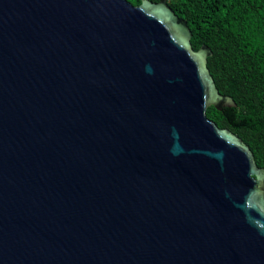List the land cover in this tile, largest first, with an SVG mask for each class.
I'll return each instance as SVG.
<instances>
[{
  "label": "water",
  "instance_id": "obj_1",
  "mask_svg": "<svg viewBox=\"0 0 264 264\" xmlns=\"http://www.w3.org/2000/svg\"><path fill=\"white\" fill-rule=\"evenodd\" d=\"M167 0H0V264H264V168Z\"/></svg>",
  "mask_w": 264,
  "mask_h": 264
},
{
  "label": "trees",
  "instance_id": "obj_2",
  "mask_svg": "<svg viewBox=\"0 0 264 264\" xmlns=\"http://www.w3.org/2000/svg\"><path fill=\"white\" fill-rule=\"evenodd\" d=\"M135 6L142 0H128ZM160 2L161 0H150ZM192 32L195 51L208 46V68L236 107L211 106L207 117L237 134L264 168V0H167Z\"/></svg>",
  "mask_w": 264,
  "mask_h": 264
}]
</instances>
